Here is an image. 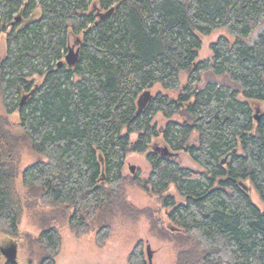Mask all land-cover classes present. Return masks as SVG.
<instances>
[{
    "label": "trees",
    "instance_id": "trees-1",
    "mask_svg": "<svg viewBox=\"0 0 264 264\" xmlns=\"http://www.w3.org/2000/svg\"><path fill=\"white\" fill-rule=\"evenodd\" d=\"M262 22L264 0H0L4 108L19 113L20 134L44 156L21 172L0 116V233H20L22 176L78 235L96 228L103 246L117 211L142 212L124 196V168L129 152L146 153L149 176L131 180L162 200L175 225L164 235L180 247L176 264H264V214L251 194L264 203V113L255 118V103L264 102V29L253 37ZM217 29L227 35L198 61L201 35ZM73 38L78 62L59 66ZM207 70L227 80L196 86ZM157 84L165 92L138 112L141 94ZM158 113L168 119L162 128L153 124ZM159 137L199 168L151 147ZM172 185L183 200L167 193ZM47 216L34 239L39 260L23 264H56L62 237ZM127 258L148 264L142 239ZM0 264L14 263L0 251Z\"/></svg>",
    "mask_w": 264,
    "mask_h": 264
},
{
    "label": "rangeland",
    "instance_id": "rangeland-1",
    "mask_svg": "<svg viewBox=\"0 0 264 264\" xmlns=\"http://www.w3.org/2000/svg\"><path fill=\"white\" fill-rule=\"evenodd\" d=\"M264 29V22L261 23L256 33ZM227 35L226 30L217 29L209 35H201L202 46L199 50V60L210 59L212 51L210 45L220 36ZM230 37V36H229ZM232 38V37H230ZM6 35L2 34L0 37V59L6 54ZM70 46H75V39L71 40ZM36 81H41L42 78L36 76ZM188 74L183 72L181 74V87L187 83ZM224 82L227 80L226 76L215 75L212 70L203 71L201 73V80L196 83V86L203 87L208 81ZM150 95H155L163 88L157 84L151 90H148ZM169 95L177 97L179 90L166 91ZM240 99H244L241 95ZM255 113L257 108L261 113H264V102L255 103ZM19 113L7 115L1 90H0V116L7 118L5 129L11 134L16 141V151L20 155V171L24 170L30 164L34 163L39 158H44L43 155L38 154L32 150L28 140L22 134L19 125ZM172 119L183 120L181 115H175ZM168 119L162 113H158L153 120V124L162 128ZM136 135H133V140ZM164 146L163 140L159 138L153 139L151 147ZM146 153L129 152L126 159L124 174L126 181L123 185L126 198L129 203L133 204L136 209L142 212L134 217L135 212L131 211H117L111 219L112 234L108 241L99 246L96 242V228L91 229L85 234L78 235L70 226L66 212L61 210H53L49 206H43L39 192L36 189H31L24 185L22 176L17 178V188L22 197L25 213L20 224V233L17 237H8L0 233V246H10L15 243L18 247L17 260L19 264H23L30 257L37 262L42 253L41 247L34 242V239L41 232V225L49 220V216L53 215L56 221L52 222L61 232L62 246L60 253L56 257V264H129L128 256L135 244L142 239L143 250L147 256V245H151L154 251L153 264H176V258L179 250V245L170 236H165L166 230L173 232L175 225L169 220L166 209L162 207V200L153 194L147 193L136 184L132 182V175H138L142 179H146L150 172L151 166L147 161ZM182 166H189L192 168H199V166L190 158L185 152H178V155L173 156ZM135 166V170L131 172L130 166ZM253 200L264 210V203L260 200V195L257 190L252 188ZM167 193L174 194L178 200H183L172 185ZM172 228V229H171ZM168 235V234H167ZM6 258V257H5Z\"/></svg>",
    "mask_w": 264,
    "mask_h": 264
},
{
    "label": "water",
    "instance_id": "water-1",
    "mask_svg": "<svg viewBox=\"0 0 264 264\" xmlns=\"http://www.w3.org/2000/svg\"><path fill=\"white\" fill-rule=\"evenodd\" d=\"M114 11L113 8L108 10L107 12H98V15L100 17H105L107 14H109L110 12ZM79 57V50L75 48V46H71L69 48L68 53L65 56V61H60L59 62V66H61L64 62H66L68 65H74L77 61ZM152 95H150L149 91L144 92L143 94H141V96L139 97L138 100V105L139 108L138 112H140L143 109V106L147 103V101L151 98ZM26 99V96L23 97V99L21 100V104L24 103V100ZM260 116H261V112L260 109L257 108L256 113H255V118L259 121L260 120ZM158 151H162L163 155L166 156H176L178 155V152H173L170 150V148L168 146H157L155 148ZM224 162V161H223ZM130 170L131 172H133L135 170V166L131 165L130 166ZM242 184L245 186V184L242 182ZM246 187V186H245ZM263 214H264V210H263ZM18 247L17 244L13 243L10 246H0V251L2 252V254L6 257V259L8 261L13 262L14 264H19L18 260H17V256H18ZM147 255H148V264H153V255H154V251L151 249V245H147Z\"/></svg>",
    "mask_w": 264,
    "mask_h": 264
}]
</instances>
